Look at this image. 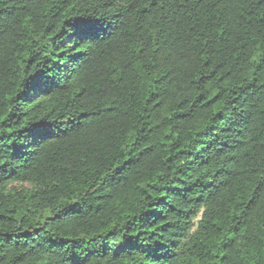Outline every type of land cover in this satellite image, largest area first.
Listing matches in <instances>:
<instances>
[{"label":"trees","instance_id":"16d2710c","mask_svg":"<svg viewBox=\"0 0 264 264\" xmlns=\"http://www.w3.org/2000/svg\"><path fill=\"white\" fill-rule=\"evenodd\" d=\"M0 264H264V0H0Z\"/></svg>","mask_w":264,"mask_h":264},{"label":"snow or ice","instance_id":"6c2138e0","mask_svg":"<svg viewBox=\"0 0 264 264\" xmlns=\"http://www.w3.org/2000/svg\"><path fill=\"white\" fill-rule=\"evenodd\" d=\"M90 26L91 23L89 21H81L77 25V31L86 33L89 30Z\"/></svg>","mask_w":264,"mask_h":264}]
</instances>
